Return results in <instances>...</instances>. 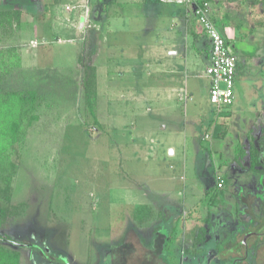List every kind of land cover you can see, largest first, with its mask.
Returning <instances> with one entry per match:
<instances>
[{"label":"rangeland","instance_id":"rangeland-1","mask_svg":"<svg viewBox=\"0 0 264 264\" xmlns=\"http://www.w3.org/2000/svg\"><path fill=\"white\" fill-rule=\"evenodd\" d=\"M12 1L20 5V22L0 16V95L19 93L24 102L18 139L0 155V236L9 240H0L1 253L16 255L17 264H128L139 260V248L156 238L187 244L195 242L198 232L199 238L208 239L205 223L185 232L178 223L180 209L165 191L187 197L194 189L210 190L215 178L224 175L225 186L217 188L216 201L208 206L233 212L234 204L217 198L234 190H264L250 179L256 174L250 152L264 134V92H254L261 101L255 99L251 106L253 93L245 88L249 75L250 82L264 90V0H226L242 12L238 21L246 30L227 118L209 103L205 78L192 82L198 91L193 102L184 105L176 98L168 112L165 105V110L151 105L141 91L150 85L152 73L144 71L146 55L137 52L133 64L143 69L135 68L122 84L137 86L144 98L131 102L117 88L120 75L100 66L111 58L102 51L94 26L100 16L98 0L80 5L73 0H0V12ZM74 9L78 18L88 13L94 25L79 26L77 14L70 12ZM132 35H123L125 45L131 44ZM255 51L260 54L253 63ZM251 64L258 71L247 74ZM215 126L216 132L222 131L216 136ZM173 147L175 156L168 151ZM260 153L258 160L264 164V149ZM256 175L264 182V175ZM240 177L245 178L241 183L232 180ZM153 184L158 188L148 190ZM135 192L143 200L131 204L124 199ZM159 220L169 226L155 233ZM226 227H235L234 220ZM231 237L228 229L221 233L219 250ZM262 239L264 233L259 241L263 246L246 247L248 263L264 257ZM249 242L256 240L251 237ZM234 247L236 254L242 251ZM231 252L224 250L223 256ZM257 256L260 259L254 260Z\"/></svg>","mask_w":264,"mask_h":264},{"label":"crops","instance_id":"crops-1","mask_svg":"<svg viewBox=\"0 0 264 264\" xmlns=\"http://www.w3.org/2000/svg\"><path fill=\"white\" fill-rule=\"evenodd\" d=\"M73 1L75 4L79 3V5L80 3L91 2V0ZM206 1L210 4L211 19L228 44L235 50L234 52L237 56V86L239 79L238 73L240 72L238 63H241L240 59H242L243 62V50H245L242 46V40L244 39L246 30L242 27L243 24L238 21L242 12L237 11L235 4H227L229 2H226V0ZM91 5L89 7L92 12ZM62 7H60V9H62ZM96 7V9L100 11L99 20L95 22V25L93 20H90V22L91 24L93 22V25L97 28V36L99 42H102V51L107 55V59H112L113 57L112 60H107L103 65H100L101 69L107 72L108 67L109 71L114 70L118 73L117 75H120L116 83V85L119 86L117 88L127 93L125 95L131 97V102L134 100L138 103L144 98L142 97L143 94L139 93L140 90H137V86H134V88L132 84V86L124 87L122 84V81L126 79L128 73H134V70L142 68L135 67L133 64L135 62L132 60L136 52L146 55V62L148 64L144 71L148 72V74L152 73L149 76V78L152 77L150 85H147L145 89L141 91L147 94V97L144 99L150 101L151 105L155 107L163 106V110H165V105L167 112L170 111L171 102L176 98L179 102L184 103V105L193 102L195 93L198 91L195 90L196 84L194 86L192 82L201 78H205L208 81L204 73L209 64L210 46L207 37L198 27L191 8L164 5L159 3L158 0H98ZM70 12L72 16L77 14L78 18V12L75 9ZM60 13L63 18L66 17L64 11ZM78 24L81 27L84 26L81 15H79L78 18ZM73 30V34L76 35L75 29ZM124 34H133L131 37L133 39L131 44L125 45L123 43L125 40ZM234 42L238 43L239 47H237V45L233 47V45H235ZM253 52L254 51L251 53L252 55ZM255 54L257 55L251 57L252 62L258 60V54L260 53L255 51ZM256 63L258 64V61H256ZM252 66L251 64L247 67V69H249H246L248 71L247 74L258 71L254 66V69H252ZM128 77L135 78V76ZM246 77L245 88L248 92L251 91L253 93V100L250 101L251 103L249 102V105H256L255 99L259 100L258 103H260L261 99L255 98L254 92L258 90L259 92H264L263 87H261V85L255 86L254 83H251L249 75ZM136 78H138L137 75ZM160 78L162 79L161 81ZM189 78H193L191 82H189ZM206 89L208 92L209 81ZM257 94L259 95V93ZM120 96L124 97L123 94ZM221 115L227 118L230 114L226 111ZM166 116L171 120V115ZM211 126L212 124H210L209 127ZM217 127L218 126H215L214 128L215 136L220 134V130L217 132L215 131ZM165 128L164 126V129ZM182 130H184V127ZM168 151H171L169 155H176L174 147L168 149ZM184 151L183 155L186 156L185 153L187 152V148H185ZM196 155L199 154L197 153ZM184 159L185 161L187 160L186 157H184ZM183 170H185V167ZM254 173L258 174L257 171H254ZM256 174H253L250 178L252 183H255L259 187L264 186V182L261 178H258ZM222 176L225 186V177L224 175ZM244 179L245 178L240 177L239 179L232 180L241 183ZM156 188L158 187L155 185L152 189L148 188V190L152 191ZM170 190L171 189L165 192L167 193V198L172 202H176L179 207L178 209H180V213H178L179 211L177 212L178 223L181 221V226L183 225L185 232H187L186 229L188 227L200 229V224L205 223L207 228L205 234L208 236V239L204 240L203 236L199 238L198 232L195 234V242L191 241L187 243L188 245L185 244V242L171 245L170 241L166 240L167 238L160 240L156 238L148 247L139 248L141 251L138 256L140 261L137 260L128 264H253L248 263V255L245 254V250L246 247L247 249L255 250L256 247L262 245L259 241L264 233V190L252 194H247L246 189L241 191L242 194H238V192L234 190L231 193H225L217 198V201H221L222 204H226V202L234 204L235 207L233 212L224 208L213 209L214 201H216L217 197L216 193L218 192L215 183L210 190H204L202 187L201 190L194 189V192L187 197H183L184 195L181 197L179 194L177 195ZM161 191H164V189ZM135 193L137 195H124L123 197L126 200L131 199V202L130 200L127 201L131 204L143 200V198L139 197V192ZM126 200L124 201L126 202ZM193 200L196 202L194 203ZM211 203H213V205L208 206ZM251 203H253V205H250ZM202 204H204L203 207ZM159 213L166 214L167 212H159V210H157L156 214ZM173 214L175 215L173 212L168 216V221ZM119 216L120 215H118L117 218ZM231 220H234L235 227L229 229L226 225L230 223ZM168 221L161 220V225H158L153 231H155V233H158L160 230L163 231L169 226ZM219 221L223 223L221 225L222 227L216 224ZM224 223L226 225H224ZM134 224H136L137 227L139 225L137 221H134ZM173 226H175V224ZM240 226L243 227L242 229L248 226V229H239ZM218 227L220 228L218 229ZM234 228H237L236 232L233 231ZM226 229H228L229 236L232 237L228 241L226 239L227 242H222L223 244H221L219 250V243H217V241L221 233ZM201 232L203 235V229ZM160 235L162 236V233H160L158 237ZM255 235L261 236L256 238ZM163 236L166 237L164 234ZM236 236H239V238H236ZM251 237L256 240V244L249 242ZM263 240L264 239H262V241ZM234 246H236V248L238 246L243 252L241 251L239 254H236V252H234ZM132 249L133 247H131V251ZM224 250H231L230 256H227V254L223 256ZM260 255L261 254L258 256ZM262 255L264 256L263 253ZM258 256L256 257L257 259L254 260H259L260 258H258ZM110 257L114 258L112 256ZM257 264H264V257H262L261 261Z\"/></svg>","mask_w":264,"mask_h":264},{"label":"built area","instance_id":"built-area-1","mask_svg":"<svg viewBox=\"0 0 264 264\" xmlns=\"http://www.w3.org/2000/svg\"><path fill=\"white\" fill-rule=\"evenodd\" d=\"M158 2L191 8L193 17L210 46L209 64L204 73L209 81V103L213 105L217 114L226 112L235 99L237 56L211 19L209 2L206 0H158ZM81 17L83 25L89 26L88 13ZM204 138L209 139V135L206 134ZM215 179L216 187L221 188L223 179L220 177Z\"/></svg>","mask_w":264,"mask_h":264},{"label":"trees","instance_id":"trees-1","mask_svg":"<svg viewBox=\"0 0 264 264\" xmlns=\"http://www.w3.org/2000/svg\"><path fill=\"white\" fill-rule=\"evenodd\" d=\"M20 5L16 2H10L3 6L0 16L9 21H15L18 25L20 22ZM11 58L17 60V56L13 55ZM23 98L19 93H11L7 95H0V155L5 153L6 150L14 144L18 137L17 131L19 127V113L23 107ZM262 149L254 146L251 152V165L252 170L257 171L258 174H263V164L258 160ZM253 171V172H254ZM0 240L9 241L5 237L0 236ZM18 259L16 255L0 252V264H17Z\"/></svg>","mask_w":264,"mask_h":264},{"label":"flooded vegetation","instance_id":"flooded-vegetation-1","mask_svg":"<svg viewBox=\"0 0 264 264\" xmlns=\"http://www.w3.org/2000/svg\"><path fill=\"white\" fill-rule=\"evenodd\" d=\"M260 144L259 145H255V146H257L258 148H260V149H262V151H263V149H264V134H263V136L261 137V139H260ZM263 166H264V164H263ZM262 170H264V167H263V169ZM259 175H263V174H259ZM255 184V183H254ZM256 185V184H255ZM260 188V187H259ZM240 228H243V227H241L240 226ZM248 229V226H246V227H244V230H247Z\"/></svg>","mask_w":264,"mask_h":264},{"label":"water","instance_id":"water-1","mask_svg":"<svg viewBox=\"0 0 264 264\" xmlns=\"http://www.w3.org/2000/svg\"><path fill=\"white\" fill-rule=\"evenodd\" d=\"M169 153H171V151H169Z\"/></svg>","mask_w":264,"mask_h":264},{"label":"bare ground","instance_id":"bare-ground-1","mask_svg":"<svg viewBox=\"0 0 264 264\" xmlns=\"http://www.w3.org/2000/svg\"><path fill=\"white\" fill-rule=\"evenodd\" d=\"M171 154V153H170Z\"/></svg>","mask_w":264,"mask_h":264}]
</instances>
